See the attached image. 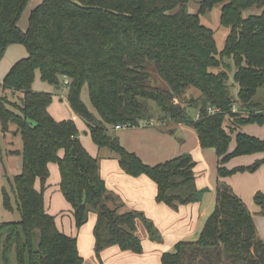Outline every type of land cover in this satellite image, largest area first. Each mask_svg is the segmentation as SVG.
Listing matches in <instances>:
<instances>
[{
    "label": "trees",
    "instance_id": "trees-1",
    "mask_svg": "<svg viewBox=\"0 0 264 264\" xmlns=\"http://www.w3.org/2000/svg\"><path fill=\"white\" fill-rule=\"evenodd\" d=\"M28 2L0 0V60L14 43L28 53L4 78L3 89L11 96H0L2 132L6 135L14 126L23 142L18 151L22 171L9 180L10 191L2 188L4 207L16 206L21 219L0 223L1 263H84L77 238L60 230L45 208L50 163L58 165L59 187L76 226L96 213L94 251L100 261L111 246L143 253L138 221L152 239L161 238L142 211H119L123 203L107 188L99 160L83 146L75 121L55 119L49 112L53 94L33 90L37 70L43 81L66 86L70 107L87 124L93 142L115 152L127 174L149 176L157 184L156 201L174 210L199 201L203 193L196 186L192 155L147 164L111 133L115 125L150 121L154 106L164 119L193 127L202 148L215 149L218 178L255 172L264 163L225 166L234 157L264 152V138L238 130L264 124V96L255 98L264 88V0H200L195 13L189 11L190 0H43L23 31L18 23ZM217 4L219 23L228 29L222 49L214 30L201 21ZM228 60L236 95L229 85ZM149 64L168 89L150 83ZM84 85L98 116L82 101ZM191 86L201 92L186 98L188 107L198 110L195 120L177 101ZM209 107L219 111L210 113ZM225 120H230L228 129ZM234 132L236 144L230 150ZM254 200L264 214V192L258 191ZM161 264H264V240L245 202L218 179L216 204L198 239L177 241L163 252Z\"/></svg>",
    "mask_w": 264,
    "mask_h": 264
},
{
    "label": "crops",
    "instance_id": "crops-1",
    "mask_svg": "<svg viewBox=\"0 0 264 264\" xmlns=\"http://www.w3.org/2000/svg\"><path fill=\"white\" fill-rule=\"evenodd\" d=\"M42 1L43 0H29L26 6L27 8L29 6V9L25 8L18 23V26L23 31L28 28V26H25L23 28L20 24L24 13L26 12V10H29L28 16H30L31 11ZM16 46H19V44H11L7 48V50ZM20 56L27 57V50L25 51V54L21 52ZM16 62L17 61H13L9 65L13 66ZM12 66L7 69L10 70ZM37 72L39 73V76L41 78L39 70H37L36 73ZM85 86L87 85H84L83 88H85ZM59 88H61V86ZM4 91H6L7 95L10 94L9 91ZM82 96L84 102L86 103L88 100L86 99L85 94H83ZM56 99H58L59 101H63L64 98L61 94H53V102L49 106V112L57 120L68 118L60 111L62 110V105L58 103L55 104ZM186 101H188V99H186ZM68 104L66 103V108H68V111H70L72 110V108ZM68 111L66 115L69 116L72 114V112L70 111L69 114ZM94 112H96V110ZM94 114L97 115V112ZM197 118L198 113L192 119L195 120ZM81 120L84 123L83 128L86 131V136L88 138L90 137V139L92 140L87 124L83 119ZM168 124L169 126L165 129L164 127H159L153 121H146L145 124L141 123L139 126H131L121 129H115V127H113L112 131L115 132L123 147H125L129 151L135 152L147 164L154 165L174 158L180 154L190 153L196 162L194 168L196 186L199 190H203L201 198L199 201L181 205L178 210H174L165 203H159L156 201L157 184L149 176L144 174L139 176H132L127 174L121 168L118 159H115L113 157L105 159L104 162L99 163L100 173L102 178L106 182L107 188L117 194V196L119 195V197L123 201V205L125 208H123L122 211H142L154 223H158V221H156V211L158 210L159 213L164 216L163 218H166L167 226L163 221H160V225L162 226H156V228L160 230L163 239H166L165 237L168 236H172L171 239H175L171 242L170 246H167V248H164L165 242H163V248L161 249L159 247L160 244L156 241H153L154 245L152 244V246L145 249V251L141 254L124 252L118 246H111L102 252V258L106 261H110L112 264H159V262H161V255L163 254V252L168 250L171 251L177 241L198 239L208 216L214 210L216 204V188L218 179L227 183L232 188V190L245 202L253 215L257 232L259 236L264 240V214H261V207L257 205L254 200V196L258 191L264 192V163H262L259 169L255 172L240 171L224 178H218L217 168L219 158L215 152V149L202 148L195 129L187 123L170 121ZM229 125L230 120H225L224 127L228 129ZM155 126L158 128H156ZM188 127L190 129H188ZM178 128H181V130H187L188 134L185 135L184 138H175L174 133ZM10 129L12 132H14V134H16L15 127L11 126ZM124 130H127V132H124ZM238 130L251 135H255L260 138H264V124H245L240 126ZM183 132L186 133V131ZM235 134L236 132L232 133L230 150H232L236 144ZM81 140L89 153L94 156L93 153H95L97 149H95L96 147L91 144L92 142H85L83 138H81ZM90 144L94 149L93 153L89 149L88 145ZM10 153H12V150L10 151ZM62 154L63 152L61 151L60 155ZM261 159H264V152L241 155L232 158L225 164V166L228 169H232L238 166H249L255 161ZM51 164L52 163L49 164V170ZM8 175H10V173L7 171L5 166L0 169V178L8 177ZM50 186L51 185L48 184L47 180L45 192ZM36 187H40L39 181L36 182ZM111 206L113 205L111 204ZM69 207H71V205ZM140 223L141 221H138V234L140 233ZM141 239L143 242L142 237ZM156 243L158 244V246ZM144 245L145 243L143 242V246ZM138 257L141 260L140 263L137 262Z\"/></svg>",
    "mask_w": 264,
    "mask_h": 264
},
{
    "label": "rangeland",
    "instance_id": "rangeland-1",
    "mask_svg": "<svg viewBox=\"0 0 264 264\" xmlns=\"http://www.w3.org/2000/svg\"><path fill=\"white\" fill-rule=\"evenodd\" d=\"M199 3H200V0H190L189 5H188L189 11L193 12V13L197 12L199 9ZM27 9H29V6ZM220 10H221V5L217 4L206 15L201 16L202 23L208 25L209 27H211L214 30L215 39H216L218 49H222L224 47L225 40H226V37L228 34V29L221 26L219 23ZM28 12H29V10H26V12L24 13V15L22 17V20L20 21V24L23 28L25 26H28V24H29ZM25 19H26V22H25ZM18 44H19V46H16L14 48H10L9 50H6L4 56L0 60V96H3L6 94V91H4L2 84H3L4 78H5L8 70H9L7 68L12 66L9 64L13 61L15 62V61L22 59L23 56L22 57L20 56L21 52H23V54H25V51H26L25 46L21 43H18ZM23 58H25V57H23ZM227 62L229 64L228 70H229V75H230L229 85L231 87L232 93L234 95H236L237 88H236V86H234L233 78H232L233 72H234V67L232 65L231 60H228ZM148 71L151 74V81H150L151 84L157 85V86H160V87L166 88V89L169 88V84L159 76V74L157 73L155 66L153 64H149ZM32 88H33V90L39 91V92H50L52 94H61L62 95V97L64 98L63 101H59L58 99H56L55 104L58 103V104L62 105V108H61L62 110H60V111L62 114H65V116L68 117L66 119H72L75 121V123L77 124L79 131H80V140H81V138H83L85 142H87V141L92 142L91 144L94 145V147H96L95 149H97V151L95 150L96 152L93 153L94 149L91 147V144L88 145L90 151L94 154V157H96L99 160V163L104 162L105 159H108L110 157L118 159V155L115 152L111 151L108 148H99L90 139V137L88 138L86 136V133H85L86 131L83 128L84 123L82 122V120L80 119V117L77 114H75L72 110H70L72 112V114L69 116L66 115V113L68 111V108H66V103L68 104V102H67L68 99H66V90H67L66 86H62L61 88H58L54 85H51V84L43 81L40 78L39 73L37 72V73H35V79H34V82L32 84ZM82 89H83L82 90L83 93L81 91L82 101L84 102L82 95L85 94L86 99L88 101L86 103L85 102L84 103L86 104L87 107H89L91 109V111L94 112L95 109H94V107L90 101V97H89V93H88L89 92L88 87L85 86V88H82ZM86 91H87V94H86ZM200 94H201V92L199 89L191 86L186 90V92L183 96L184 99H181V100L178 99L177 100L178 103H180L181 105L186 106L188 108L187 113H188L190 118H193L198 113V110L196 107H193V106L188 107L189 101H186L185 99L186 98H188V99L194 98ZM8 96L10 97L11 94H8ZM263 96H264V88H260L258 91V94L256 95L255 98L258 100V99H262ZM68 105H70V104H68ZM238 105H239V103L237 102L236 103L237 108H238ZM70 111H68L69 114H70ZM152 112H153V116L150 119V121H153L159 127H164L166 129L169 126L168 123L170 121L164 119V117L161 116V113L154 106H153ZM94 113H96V112H94ZM145 123L146 122H143L142 124H145ZM152 125H154V124H152ZM156 128H158V127H156ZM188 129H190V128L188 127ZM183 131H186V133ZM124 132H127V130H124ZM111 133L116 136L114 131L111 130ZM187 134H188L187 130H181V128H178L174 133V137L177 139L179 137L184 138V136ZM81 142H82V140H81ZM82 144H83V142H82ZM22 145H23V142H22V137H21L20 133L14 134V132L10 131L4 136V134L2 133L1 123H0V169H2L5 166L7 171L10 173V175H8V177L0 178V223L19 221L21 219L20 213L16 209V206H15V209H13V210H8L4 207L2 188L5 187L6 189H8V191H10L11 190L10 181L12 180V178L15 175L19 174L22 171V155L20 152H18V151L22 150ZM11 150H12V153H10ZM59 180H60V172H59L58 165L56 163H52L50 166V177L48 179V184H50L51 186L46 190V192L44 194L45 208L47 209V211L50 214L55 216L56 225L60 230H62L65 233L77 238L79 251H80V253L84 259L83 264H112L110 261L104 260L102 258V256H101L102 261H100L96 257V254L94 251L95 240H94L93 228H94V224L96 222V217H97L96 213L90 212L87 222L82 227L78 228L75 224L72 209H71V207H69L70 205H69L68 201L66 200L63 193L60 190ZM111 192L114 193L113 191H111ZM115 195L117 196V194H115ZM118 197H119V195H118ZM119 199L123 203V201L121 200L120 197H119ZM123 208H125L124 205H122L119 208V211L122 212ZM156 214H157L156 221H158V223H154L150 218L149 219L153 222L155 230L161 236L160 241L151 239V237H150L149 233L147 232L146 227L143 225V223L141 222L139 224V226H140L139 235L143 238V242L145 243V245L143 246V252L145 251V249L152 246V244L154 245L153 241L158 242L160 244L159 247L161 249V248H163V245H162L163 242H165L164 248H167V246H170L171 242L173 240H175V239H171L172 236H168L170 238L165 237L166 239H163L160 230L157 229L156 226H162V225H160V221H163L165 223V225L167 226L166 218H163L164 216L161 213H159L158 210L156 211ZM163 228H164V226H163ZM157 246H158V244H157ZM168 251H170V250H168ZM13 261H14V257L12 258L11 262H13ZM140 261L141 260L138 257L137 262L140 263ZM0 264H3V263H1V261H0ZM10 264H13V263H10ZM118 264H123V263H118ZM159 264H161V262H159Z\"/></svg>",
    "mask_w": 264,
    "mask_h": 264
},
{
    "label": "built area",
    "instance_id": "built-area-1",
    "mask_svg": "<svg viewBox=\"0 0 264 264\" xmlns=\"http://www.w3.org/2000/svg\"><path fill=\"white\" fill-rule=\"evenodd\" d=\"M65 83H68V80L67 79L65 80ZM234 110H237V106L236 105L234 106ZM208 111L210 113H215V112H218L219 109L218 108H215V107H209ZM114 127H115V129H121V128L131 127V126L130 125H126V124L125 125L117 124Z\"/></svg>",
    "mask_w": 264,
    "mask_h": 264
},
{
    "label": "water",
    "instance_id": "water-1",
    "mask_svg": "<svg viewBox=\"0 0 264 264\" xmlns=\"http://www.w3.org/2000/svg\"><path fill=\"white\" fill-rule=\"evenodd\" d=\"M58 88L60 87V86H57ZM73 153H74V151H73Z\"/></svg>",
    "mask_w": 264,
    "mask_h": 264
}]
</instances>
